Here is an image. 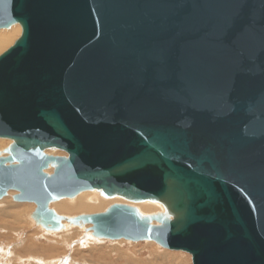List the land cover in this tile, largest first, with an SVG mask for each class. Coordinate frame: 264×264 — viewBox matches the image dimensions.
<instances>
[{
  "label": "water",
  "instance_id": "obj_1",
  "mask_svg": "<svg viewBox=\"0 0 264 264\" xmlns=\"http://www.w3.org/2000/svg\"><path fill=\"white\" fill-rule=\"evenodd\" d=\"M13 25L0 199L17 192L51 232L264 264V0H0V30ZM85 191L167 213L49 208Z\"/></svg>",
  "mask_w": 264,
  "mask_h": 264
},
{
  "label": "rangeland",
  "instance_id": "obj_2",
  "mask_svg": "<svg viewBox=\"0 0 264 264\" xmlns=\"http://www.w3.org/2000/svg\"><path fill=\"white\" fill-rule=\"evenodd\" d=\"M1 143L0 150H5L8 141L2 145ZM11 143L10 141L6 148ZM46 153L65 156L60 151H47ZM46 172L52 173L53 168L49 167ZM8 192L13 193V191ZM16 194L17 192H14L13 197L9 199L6 196L0 199V213L10 212L12 214L4 218L0 216V264H192L189 254L163 249L152 241L131 242L102 239L95 237L91 230L89 237H85L81 232L82 229L77 228L78 233L74 232L71 228L76 226L64 221L62 227H69L72 231L68 230L66 233L64 228L59 229L58 232L48 231L32 217L36 210L35 204L15 201ZM11 201L15 202V205H10ZM58 202L52 203L49 208L53 210ZM115 203L117 202L106 203L103 210ZM127 204L135 207V203L127 202ZM23 210L25 214L20 217L19 214L23 215ZM95 212L98 214L99 211ZM61 215L65 218L79 216V214ZM87 228L90 229L91 225H87ZM64 233L68 235L72 233L73 238L65 241L62 239Z\"/></svg>",
  "mask_w": 264,
  "mask_h": 264
},
{
  "label": "bare ground",
  "instance_id": "obj_3",
  "mask_svg": "<svg viewBox=\"0 0 264 264\" xmlns=\"http://www.w3.org/2000/svg\"><path fill=\"white\" fill-rule=\"evenodd\" d=\"M20 33H21V27L19 25H13L9 29H1L0 30V54H2L4 51H6L9 47H11L13 45L15 40H17V36ZM6 141H8V144H6L8 146L10 143V140L0 138V143L1 142L6 143ZM2 143H1V145H2ZM6 147H5V149H6ZM3 150L4 149H1L0 151H3ZM14 192L15 191H13V193L8 192L6 195V198L7 199L12 198L14 195ZM69 200L68 201H67V199L66 200L65 199L58 200L59 202L54 205L55 210L54 209L53 210L56 213H61L64 215L69 214L71 216L73 214L93 215V214H97L95 211H99L98 213L104 212L107 208H105V210H103V209H104L106 203H108V202L114 201V202L122 203V204L127 203L126 201H124L122 199H118V198H114V199L105 198L102 195H100V193H98L97 191L81 192L76 197H74L73 200H70V201ZM20 202H22V201H20ZM52 203H55V202H52ZM10 205H15V202L11 201ZM134 206L137 209L138 213H140L142 216H151V215H155L158 213H167L166 208L163 206V204H161L159 202H155V201L135 203ZM101 210H103V211H101ZM22 212H23V215L19 214L20 217H23L25 214L24 210ZM93 212H95V213H93ZM9 215H12V214L10 212H1L0 213V216H3V218L8 217ZM61 216H63V215H61ZM63 217H65V216H63ZM75 226L76 227H73V228H76V229L71 228L72 230H74V232L78 233V230L82 229L81 232L85 237H89V235L91 234L90 229L87 228V225L81 224V225H78V226L75 225ZM63 228L66 231V233L68 232V230L72 231L71 229H69V227H66V226H63L60 229L62 230ZM77 228H79V229H77ZM66 233L63 234L62 239H64L65 241H69V239L73 238V237H71L73 232L71 233V235H68Z\"/></svg>",
  "mask_w": 264,
  "mask_h": 264
}]
</instances>
